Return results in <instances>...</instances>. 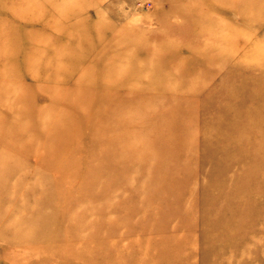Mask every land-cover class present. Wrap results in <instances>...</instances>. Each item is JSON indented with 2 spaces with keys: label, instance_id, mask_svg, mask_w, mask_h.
Returning <instances> with one entry per match:
<instances>
[{
  "label": "rangeland",
  "instance_id": "obj_1",
  "mask_svg": "<svg viewBox=\"0 0 264 264\" xmlns=\"http://www.w3.org/2000/svg\"><path fill=\"white\" fill-rule=\"evenodd\" d=\"M0 264H264V0H0Z\"/></svg>",
  "mask_w": 264,
  "mask_h": 264
},
{
  "label": "bare ground",
  "instance_id": "obj_2",
  "mask_svg": "<svg viewBox=\"0 0 264 264\" xmlns=\"http://www.w3.org/2000/svg\"><path fill=\"white\" fill-rule=\"evenodd\" d=\"M130 207V206H129Z\"/></svg>",
  "mask_w": 264,
  "mask_h": 264
}]
</instances>
